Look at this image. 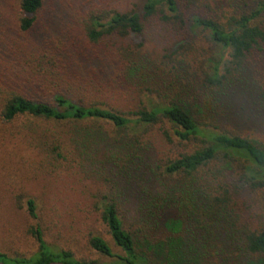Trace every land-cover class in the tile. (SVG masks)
Masks as SVG:
<instances>
[{"label":"trees","instance_id":"obj_1","mask_svg":"<svg viewBox=\"0 0 264 264\" xmlns=\"http://www.w3.org/2000/svg\"><path fill=\"white\" fill-rule=\"evenodd\" d=\"M227 2L232 11L218 19L191 16L184 0H142L138 9L126 10L79 0H15L19 33L33 32L48 10L47 30L60 31L57 41L49 33L39 45L20 51L23 66L12 72L14 78L0 70L2 122L29 116L109 123L121 134L110 145L111 155L125 159L128 176L146 171L140 152L149 132L184 144L186 151L160 161L154 190L140 184L137 227L126 224L115 198L100 202V221L121 253L94 234L88 246L113 258L112 264H264V214L251 206L257 195L264 198V146L211 119L201 121L184 101L197 100L198 87H204L214 111L243 81L247 60L264 52V0ZM158 32L167 41L165 62L141 54L145 36ZM192 34L207 44L200 54L188 38ZM19 80L25 87L15 85ZM169 87L174 95L163 101L166 92L160 89ZM117 92L135 96L132 105L113 106L110 97ZM256 98L264 104V89ZM26 207L36 218L32 199ZM32 234L34 252H0V264H97L50 245L38 227Z\"/></svg>","mask_w":264,"mask_h":264},{"label":"rangeland","instance_id":"obj_2","mask_svg":"<svg viewBox=\"0 0 264 264\" xmlns=\"http://www.w3.org/2000/svg\"><path fill=\"white\" fill-rule=\"evenodd\" d=\"M79 1L85 6L93 3L97 8L126 10L132 6L138 9L142 0ZM181 3L183 5V1ZM184 3L183 8L195 7L187 11L191 16L222 19V14L232 11L227 0H197L196 5L184 0ZM14 4L15 0H0V70L9 77L23 66L19 63L20 51L39 45L49 33H53L52 38L57 41L60 31L47 30L48 10L33 32L19 33L15 26ZM158 35L159 32L146 35L141 51L151 62H165L162 49L167 41ZM188 38H193L190 42L198 54L207 46L202 35L192 34ZM35 52L33 50L32 54ZM15 85L25 87L22 80ZM203 88L198 87L197 100H184L195 117L204 122L211 119L213 124L264 146V104H259L256 98L257 91L264 89V52L247 60L243 81L232 88L234 91H229V97L214 111L209 103V91ZM173 89H160V92H166L163 101H169L170 93L174 95ZM3 97L0 95V105ZM133 98L135 96L118 92L110 97L112 105L119 108L130 107ZM120 137L119 131L104 121L76 123L21 116L5 123L0 119V252L9 256L31 254L37 248L32 231L38 227L46 242L72 252L75 258L112 264L113 258L99 255L88 246V238L94 234L105 239L114 252L121 253L100 221V202L104 197L115 198L126 224L137 227L142 196L140 184L148 183L154 190L151 184L158 186L156 168L160 161L186 151L184 144L177 140L169 144L153 130L147 134L140 152L144 158L142 165H147L146 171L143 168L128 176L130 168L125 159L111 155L110 145ZM185 148L191 149V145L186 144ZM28 199L35 203L36 218L27 211ZM254 204L251 206L255 212L264 214L262 193L256 196Z\"/></svg>","mask_w":264,"mask_h":264}]
</instances>
